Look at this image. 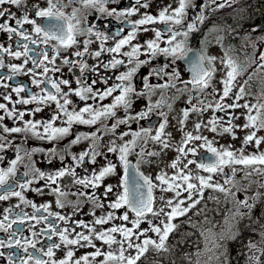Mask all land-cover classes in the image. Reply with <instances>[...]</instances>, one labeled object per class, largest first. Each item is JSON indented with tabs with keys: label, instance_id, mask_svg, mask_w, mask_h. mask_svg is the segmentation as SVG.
<instances>
[{
	"label": "snow or ice",
	"instance_id": "obj_1",
	"mask_svg": "<svg viewBox=\"0 0 264 264\" xmlns=\"http://www.w3.org/2000/svg\"><path fill=\"white\" fill-rule=\"evenodd\" d=\"M77 0H46V6H41L38 2H34L31 6H28V0H0V32L8 34L7 38L12 40L13 37L18 38L16 41V47L21 50L13 51L11 46L5 47L4 44H0V69L7 67L10 71V75H0V88L8 89L9 84L4 83L5 80H12L14 76L23 74L31 75V84L37 88H40V93H32L28 91L25 85L20 84L11 88V92L15 93L18 99L13 101V97L10 93L5 94L0 92V97L5 101H9L13 104L9 109L5 103H0V110L3 111V115H0V152H5L7 149L13 147V140L9 139L13 134L25 133V140L28 138V134L32 137L41 140H59L69 135L70 129L73 124L84 125H96L102 123L103 120L114 119L115 122L111 124L109 128L107 125H103L105 133H116L117 129L121 125H129L130 122H139L149 117L150 113L154 110L160 109L162 105L171 110L172 104L167 103L164 100L163 92L169 89H175L178 95H183L185 92L196 91L197 93H204L207 89L212 88L210 95L214 97L213 101L205 103L199 96H188L187 104L189 107L181 109L180 119L178 124L180 125V131L183 133L180 142L175 146V152L177 153L175 159L166 167L176 170L171 176L167 172L161 170L159 174L155 176V180L159 181V184L153 182V178L140 172L139 166L143 163L151 164V159L145 160V157L155 158L161 156L164 150L173 148L170 143L172 139L171 133H165V129L169 124L168 114L164 111L158 112V115L162 118V122L159 123L158 128L153 135V129L151 127H141L136 131H125L120 133L118 139L124 141L117 145L116 140H111L107 147L108 153H119V161L123 166V176L120 178L119 186L122 191L105 205L101 197L96 195V190L101 186L104 187L102 193L103 198H107L114 192V188L111 184H104L106 178L116 174L117 165L114 163H107L99 168L98 171L92 172L90 176L80 177L77 175L76 168L80 167L86 162V157L90 159L92 164L96 163L97 157L102 155L97 150L96 141L101 140L102 137L98 136L96 132L88 134L77 135L75 139L70 142V145L78 144L81 140L91 139L93 143L89 146V150L82 151L79 156L72 155V160L75 162L76 167L61 168L54 174H48L40 171L35 166H32V171L35 173L33 179L25 180L23 182H17L15 187L21 190L29 189V186L37 178L47 181V187L50 189V194L54 196L55 206L59 209H64L70 206L72 213L70 215H62L60 212L50 211L52 203H45L37 205L36 203L28 200L23 191H16L15 187L9 183L11 177L16 174L17 164L24 159L25 156L31 160L33 153L43 152L44 149L32 148L24 151V156L21 153V147L15 146V158L10 161V166L7 168H0V201H7L11 197H16L19 201L30 206L34 211L29 214L27 212L13 213L12 207H6L3 209V216L0 218V231L8 233V239L0 238V249L9 248L15 249L7 255L8 264H138L142 260H148V264H161L159 259L149 260V253H155L157 257L162 252L169 251L166 246V241L169 234L173 232L178 226L173 224L172 221L175 218L185 216L191 209L195 208L200 203L199 199L193 200V194L198 193L203 197L204 189H213L223 193L226 198L231 197L232 202L235 205V211L231 217L230 227L220 234L213 241V248L220 249L224 247V241L234 240L239 232L238 224L240 220L244 218L251 219V212L256 207L255 203H250L249 200H264V192L257 191L255 196L244 198H238L237 193H247L252 186V176L256 173L260 176H264V152L258 151L260 145L264 143V137L257 136V132L264 130V103L249 104L245 102L240 104L246 93L245 85L248 84V80L252 77L249 76L248 80H245L243 84L238 86V91L234 92L233 88L237 87L234 83L238 77L243 76L247 71V67L251 66V63H256L255 59L251 60V63L244 68H241L230 56L227 51L224 54V58L221 59V63L229 69L226 73V77L220 81L222 84V94L219 99H215L217 89L212 86V78L216 71L214 61L216 57H206L203 53L197 55V59L194 62H189V70L192 73V79L184 82L183 88H178L174 81H180V73L173 68L169 73L165 71L170 65L165 64L160 69L152 68L149 72V76H156L160 79L167 77L164 83L150 84L148 77L144 78L145 92H138L132 84L133 76L141 68V66L149 63L148 60H140V45H132L131 51L121 53V49L125 45H130L131 42L136 39L137 30L140 26L155 24L157 22L166 25L164 31L170 33L167 44L169 47L161 48L158 41L162 37L161 31H155V39L146 41V50L152 57L162 54L165 57H173L172 63H175L176 59L186 58V52L191 49L185 48V41L189 37V34L195 31L196 26L194 23L187 24V31L181 32L180 30H173V25H182L187 15L186 9L196 7L194 0H177L178 6L173 8L172 4L163 5L158 15H151L145 11L141 18L133 22L132 31L120 39L115 47L105 48L104 41L109 37L105 36L99 31H94V26L88 27L86 30L80 27L82 21L78 17L80 8L73 7L70 14H66L63 8H67L75 4ZM237 0H222L217 4V0H203V7L207 8L210 5H216L217 8L223 9L224 7H231ZM79 3L83 8L95 9L101 14H105L109 17L115 16L117 19L120 17H130L136 15L141 9L147 10L150 7V0H134V4L123 10H117L116 8L109 9L107 4L119 3V0H79ZM14 6L19 12L10 11V7ZM21 9H23L21 11ZM215 11V9H213ZM37 18L47 21L46 24L41 25L37 22ZM196 20L203 23L205 17L203 12L196 16ZM16 26H12V23ZM25 25L31 26V34L25 29ZM143 31H149L148 28H143ZM255 31V29H253ZM119 35V32H117ZM80 36H95L100 40V50L90 52L89 45L93 43L91 39H84L82 44V50H76L72 53V56L82 58L85 54H89L93 59L99 60L103 52L117 53L125 57H128V63L131 64L135 61V66L128 68L127 71L120 72L115 77L117 83L106 87L103 91L94 90V84L98 81L93 80L92 84H87L82 79L86 71L97 72L99 66H89L86 61L74 60L68 56H62V52H66L68 49L78 45ZM178 36H183V40L177 41ZM23 41V43H21ZM36 47H30L29 45ZM40 45H44V48H40ZM51 46L52 55H49L47 50L48 46ZM7 53L9 57H13L19 60L21 56L25 57L22 64H8L5 65L3 54ZM31 53V55H30ZM60 58L62 65L68 66V71L73 72L74 69L79 68L80 76L76 78L75 83L78 87L73 88L71 81L68 79H52L49 73L60 72L61 68L56 67V61ZM261 62L257 71L264 69V52H261L259 57ZM207 61V63H205ZM29 62L33 67L24 70V66ZM48 65L53 67L49 68ZM103 69H117L118 66H126L125 61L117 59L113 56L109 62L101 63ZM37 69H40L37 72ZM107 84V80H104ZM188 84L192 85V88H188ZM43 85V87H41ZM50 85V88H49ZM63 86V87H62ZM67 87V91L64 88ZM51 89V90H50ZM162 90L161 99L152 103L151 96L156 90ZM54 90V91H52ZM28 91V95L21 97L22 92ZM115 94V95H114ZM74 95L78 97L80 101H84L85 105L69 110V106L73 104L72 99L69 97ZM264 96V92L261 93ZM111 97V102L107 104H100L94 106L88 104L87 101H100L103 102L107 98ZM135 97V99H134ZM147 98V104L141 110L131 113L136 100ZM178 98V97H177ZM196 103H193V100ZM227 100H232V103H225ZM62 101V102H61ZM37 104V105H49L54 104L56 113L50 117L47 121H35L25 120V116L29 113L35 114L42 111L41 107L37 106L34 109L27 111H19L15 105L23 104ZM243 108L246 110L245 123L243 125H234L232 119H239L234 113L229 118L227 126L223 124V117L212 116L211 119L205 124L203 121L194 123L192 131L184 132V126L186 125L191 113L202 115L209 109L216 112H224L228 115L227 109ZM122 109L125 113L124 117H118V110ZM255 109L256 114L252 112ZM65 117L64 124L67 126H55V122ZM8 118L12 119L14 123L16 121H23V126L8 127L3 124V121ZM205 128L211 133H216L219 136L228 134L232 139H236L235 129H254L249 131L244 136L242 146L239 149H232L231 145L216 147L214 146V140H209L207 136L201 134V129ZM42 129V131H40ZM100 131V129H97ZM131 136L130 140L125 141V137ZM143 138V146L140 147V151L137 155L140 159L136 165H131L128 160V156L137 147L138 141ZM197 145L196 142H201ZM151 144L159 145L160 150H147V146ZM193 145V146H189ZM252 145L256 152L245 155V148ZM199 149H206L204 159L198 161L194 159H188L189 155L197 156ZM67 151V149H66ZM49 153L55 155L56 150L50 149ZM4 158L0 156V161ZM63 161L64 157H60ZM190 165H195L199 170L208 173L207 176L196 175L193 176L189 170ZM228 172H225V169ZM187 170V171H186ZM223 175L224 181L221 183H213L214 175ZM29 173L24 172V176L27 177ZM71 178V186L75 188V191H71L67 186L61 187L59 181L64 177ZM239 177V179H237ZM195 180L198 183H193ZM52 185H57L52 187ZM227 186V187H226ZM159 187L163 193H174L175 197H180L181 190L188 193L187 199L192 201L187 207H183L184 200H177L174 203V198L165 199L164 196L160 197L162 206L159 210L154 208L155 198L153 196V190ZM259 187L264 189V183H260ZM91 189L89 193L85 191ZM39 194H43L40 189H32ZM69 196H74L77 199L75 201L69 200ZM81 197L84 198L81 201ZM81 203H91L93 211L90 213L94 219L91 223L77 220L75 221V227L69 229V227L60 228L57 221H63L68 224L69 220L77 212L82 211L80 208ZM16 208L20 207V204L15 205ZM111 209L118 210L121 208H127V211L119 217L121 221L128 222L131 227L125 224H114L107 229H97V225L103 226L109 224L110 221L117 219L114 211H107L105 215L97 216V209ZM170 208V212H166L165 209ZM47 213V215H44ZM129 213L134 215V219L129 218ZM15 215L14 219H10V216ZM149 215L155 218H159L161 215L167 217V223L163 220L159 225L153 224L151 219H148ZM28 221L34 223L27 224L28 231L31 232V238L25 237L23 232L25 230V224ZM147 223L148 228L141 229L142 223ZM227 222V221H226ZM17 225L15 230L10 231L13 225ZM37 225H44L36 230ZM76 228L86 229L87 232L76 231ZM148 232L156 233L158 241L147 235ZM74 233V235H73ZM117 236L120 239H117ZM39 237L46 238L50 243H42ZM53 237H58L59 242H55ZM135 237L134 242L133 238ZM143 237V239H141ZM95 241H100L103 245H107V251L102 250L97 246ZM41 244V247H37ZM113 245H119L118 254L111 250ZM126 245V246H125ZM248 260L247 264H264L261 260V256H264V232L261 233V241L259 244L249 241L247 244ZM77 248H92L94 251L85 253L79 257H76ZM31 249V251H30ZM63 250L64 256L62 259H56V251ZM211 250V249H210ZM128 253L127 255L125 253ZM20 253H23L21 255ZM259 253V255H257ZM5 253L0 251V257H4ZM43 257H47L44 259ZM102 257V259H100ZM223 257V260H221ZM216 260L219 264H229L227 252L223 251L220 255L216 256Z\"/></svg>",
	"mask_w": 264,
	"mask_h": 264
},
{
	"label": "flooded vegetation",
	"instance_id": "obj_2",
	"mask_svg": "<svg viewBox=\"0 0 264 264\" xmlns=\"http://www.w3.org/2000/svg\"><path fill=\"white\" fill-rule=\"evenodd\" d=\"M37 2V0H28V6L30 7L32 3ZM41 6H46V0H38ZM66 2V0H65ZM222 2V0H217V4ZM171 3L173 8L178 6L177 0H150V7L145 10L141 9L139 13L130 17H120L117 19L115 16H107L105 14H101L95 9H85L77 2L67 8H63V11L66 14H70L73 7L80 8V12L78 13V17L81 19L82 23L80 27L82 29H87L90 26H94V31H99L103 33L105 36L109 37L107 40L104 41V47L110 48L115 47V44L120 40L127 36L133 27V22L140 19L142 14L147 11L151 15H158L159 9L166 4ZM134 4V0H119V3H109L107 7L109 9L116 8L117 10H123L130 5ZM194 4L196 7H191L186 9L187 15L183 21L182 25H173V30H180L181 32L187 31V24L194 23L196 26L195 31L189 34V37L185 41V48L191 49V51L186 52V58L183 59H176L175 63H172L173 57H165L162 54H158L155 57H152L151 54L146 50V41L155 39V31H161L162 37L158 43L160 44L161 48L169 47L167 44V40L169 39L170 33L164 31L166 25L160 22L150 25H143L137 30L136 39H134L130 45H125L124 48L121 49V53L126 51H131L132 45H140V60H148L149 63L146 65L141 66V68L137 71V73L133 76L132 84L137 89L138 92H145L144 89V78L148 77V82L150 84H158L164 83L167 80V77L164 79H160L156 76H149V72L152 68L160 69L165 64L170 65L165 71L171 72L173 68H175L180 73V81H174L177 84L178 88H183L184 82L190 81L192 79V73L189 70V62H194L197 59V55L203 53L206 57L213 56L216 57L214 61V67L216 69L213 78H212V86L213 88L217 89V93L215 95V99L218 100L220 94H222V84L220 81L226 77V73L229 69H227L222 63L221 59L224 58V54L227 51L228 56H230L237 64L241 66V68L247 67L252 59L256 60V63H251L250 67H247V71L244 72L243 76L237 78L234 82L237 87L233 88V91H238V86L243 84L245 80H248V77L251 76L252 79L248 80V84L245 85V91L248 93L244 96V98L239 101L240 104L248 102L249 104H257V103H264V96L261 95L264 92V69H260L257 71L259 64L261 63L258 59L261 52H264V20L260 18H251V12L258 7H264V0H237L236 3H233L231 7H224L223 9L217 8L216 5H210L207 8H204L203 0H194ZM10 7V11L17 12V9L14 6ZM215 9V11H213ZM219 9V10H218ZM23 9H21L22 11ZM203 12L205 20L203 23H200L196 20V16ZM19 15V12H17ZM37 22L41 25L47 23V21L37 18ZM12 26H16L14 22H11ZM148 28L149 31L145 32L142 29ZM25 29L31 34V26L25 25ZM255 29V31H253ZM119 32V35H117ZM8 34L0 32V44H4L5 47L11 46L13 51L21 50L16 47V41L18 38L13 37L12 40L7 38ZM84 39H91L93 43L89 45L90 52H94L100 50V40H98L95 36H80L78 40L80 43L66 52H62V56H68L74 60H83L88 63L91 67L93 65H98L97 72L86 71L82 79L86 81L87 84H92L93 80L98 81V83L92 85L94 90L103 91L106 87L111 86L118 81L115 80V77L119 75L120 72L127 71L128 68L135 66V61L133 63H128V57H125L121 54L117 53H108L103 52L102 56L99 60L93 59L91 55L85 54L84 57L78 58L72 56V53L76 50H82L83 47V40ZM183 36H178L177 41L183 40ZM23 43V41H21ZM30 47H36L33 45H29ZM40 48H44V45H40ZM47 50L49 51V55L51 56L52 50L51 46L49 45ZM31 55V53H30ZM5 65L8 64H22L25 57L21 56L19 60H16L13 57H9L7 53L3 54ZM115 56L117 59H122L125 61L126 66H118L117 69H103L101 63H107L110 59ZM207 63V61H205ZM49 68L53 67L52 65H48ZM33 67L31 62L28 65L24 66V70L26 71L27 68ZM56 67H60L61 71L56 73H49V76L52 79H68L71 81V86L73 88L78 87L75 83L77 77L80 76L79 68L73 70V72L68 71V66L62 65V61L60 58L56 61ZM40 69H37L39 72ZM10 71L7 67L0 69V75H10ZM107 80V84L104 83V80ZM32 77L31 75H23L19 74L14 76L12 80H5L4 83L9 84L8 89L0 88V92L5 94L10 93L13 97V101L18 99L19 97L16 96L15 93L11 92V88L17 85L23 84L25 85L26 89L32 93H40V88L35 87L31 84ZM43 87V85H41ZM63 87V86H62ZM50 88V85H49ZM188 88H192L191 84H188ZM51 90V89H50ZM67 91V87L64 88ZM28 91L22 92L20 94L21 97H25L28 95ZM54 91V90H52ZM161 92L162 90L157 89L156 92L151 96L152 103L161 99ZM212 92V88L207 89L204 93H197L196 91L185 92L183 95H178L175 89H169L163 92L164 100L167 103L172 104L171 110H169L166 105H162L160 109H156L153 113L149 114V117L145 120L139 122H130L129 125H121L115 134L108 132L105 133L103 130L102 124L107 125L109 128L111 124L115 122L114 119H107L103 120L102 123H98L96 125H84V124H73L69 135L63 137L59 140H41L35 137H32L28 134L27 140H25V133H18L13 134L9 139L13 140V147L7 149L5 152H0V156H3V160L0 161V168H7L10 166V161L15 158V146L19 145L21 147V155L24 156L25 150H30L32 148L37 149H44L43 152H35L33 153L31 160L27 156L24 157L22 161H20L16 166V174L15 176L11 177L9 183L15 187L17 182H23L25 180L33 179L35 173L32 171V166L34 165L35 168H38L40 171H43L48 174H54L56 171L60 170L61 168L66 167H76L75 162L72 160V155L79 156L82 151L89 150V146L93 143L91 139L81 140L80 143L70 145V142L75 139L77 135L81 134H88L90 135L93 132H96L98 136H101L102 139L96 141L97 150L102 153V155L97 157L96 163L92 164L90 159L86 157V162L81 165L80 167L76 168L77 175L80 177L90 176L92 172L98 171L100 167L106 165L107 163L111 162L117 165L116 174L110 176L105 179L104 184H111L114 188V192L110 194L109 197L103 198L102 193L104 192V187L101 186L99 189L96 190V195L101 197L105 205L110 201L114 200L115 197L122 191V188L119 186L120 178L123 176V166L120 164L119 161V153H108L107 147L110 144L111 140H116L117 145L123 143L118 139L120 133L125 131H136L139 130L141 127H151L153 129L152 134H155L156 128L160 122H162V118L158 115V112L164 111L168 114L169 124L165 129V133H171L172 139L170 143L173 145V148L164 150V152L159 157L149 158L145 157V160L151 159L153 162L149 163H141L139 166L140 172L144 173V175L150 176L153 178V182L155 184H159V181H156L154 178L157 174L160 173L161 170L167 172L169 176L173 175L176 170L166 167L167 164L171 163L173 159H175L177 153L175 152V146L180 142V139L183 133L179 130L180 125L178 124V120L180 119L181 109L189 107L187 104L188 96H199L200 99H203L205 103L209 101H213L214 97L210 95ZM43 95V93H40ZM115 95V94H114ZM178 97V98H177ZM72 99L73 104L69 106V110L72 108H76L78 110L79 107H83L85 105L84 101H80L78 97L74 95L69 97ZM135 99V97H134ZM62 102V101H61ZM111 102V97L107 98L103 102L100 101H87L88 104H93L94 106H99L100 104H107ZM232 100H227L225 103H232ZM0 103H5L8 105L9 109L12 108L13 104L9 101L3 100L0 97ZM193 103H196V100H193ZM147 104V98H143L140 100H136L133 109L131 110L132 114L144 108ZM41 107L42 111L35 113L34 115L29 113L25 116V120H35V121H47L50 119L52 115L56 113V108L54 104L49 105H37L35 103L29 105L17 104L15 107L19 111H27L34 109L35 107ZM228 115H225L224 112H216L213 113L211 109L207 112H204L202 115H198L196 113H191L189 119L184 126V132L192 131L193 134H196L193 129L194 123L198 121H203L205 124L209 119L212 118L213 115L217 117H223V124L227 126L229 118H231L232 114L234 113L236 116H239V119H232V123L234 125H243L245 123V115L246 110L243 108L237 109H227ZM3 111L0 110V115H3ZM253 115L256 114L255 109L252 112ZM118 117H124L125 113L122 109L118 110L117 112ZM66 118L61 116L55 122V126H67L64 124V120ZM8 127L13 126H23V121H14L12 119L6 118L3 121ZM100 129V131H97ZM254 129H242L236 128L235 135L236 139H232L230 135L225 134L223 136H219L216 133H211L207 129L202 128L201 134L207 136L209 140H214V146L221 147V146H228L231 145L232 149H239L242 146V141L245 135L248 134L249 131H253ZM42 131V129H40ZM257 136L264 137V130H260L257 132ZM131 136L125 137V141L130 140ZM197 145L201 142H196ZM143 146V138L138 141L137 147L134 151L128 156L129 163L131 165H136L137 161L140 157L137 153L140 151V147ZM193 146V145H189ZM50 149H55V155H51L49 153ZM67 149V151H66ZM147 150H160L159 145L151 144L147 146ZM252 145H249L245 148L244 152L245 155L252 154L256 152ZM260 152H264V143L260 145L259 150ZM206 153V149H199L197 156L189 155L188 159L194 160H202L204 159V155ZM64 157L63 161H61L60 157ZM189 170L192 172L193 176L202 175L207 176L208 173L203 172L195 167V165H190ZM28 172L29 175L27 177L24 176V172ZM187 171V170H186ZM229 170L226 168L225 172ZM224 176L217 174L213 176V183H221L223 184ZM239 179V177H237ZM252 183L251 188L249 191L245 193H237L238 198H244L245 195L248 197L255 196L257 191L264 192V189L259 187L260 183H264V176H260L256 173H253L252 176ZM193 183H198L197 181L193 180ZM59 185L63 188L67 186L71 191H75V188L71 186V178L64 177L59 182ZM46 180L36 179L34 182L29 186L27 190H21L18 187H15L16 191H23L25 197L36 203L37 205L45 204V203H52V208L50 211L53 212H60L62 215H70L72 213V208L70 206L65 207L64 209H59L55 206L54 203V196L50 194V189L46 186ZM57 185H52V187H56ZM227 187V186H226ZM32 189H40L43 194H39ZM89 193L92 191L91 189H87ZM2 192V190H0ZM153 196L155 198L154 208L159 210L162 206V202L160 201V197L164 196L165 199L174 198V203L177 200H184L185 204L183 207H187L192 201L187 199L188 193L181 190L180 197H175L174 193L168 192L163 193L160 191V188L157 187L153 190ZM69 200L75 201L77 198L74 196H69ZM81 201L84 200L83 197L80 198ZM193 200L199 199L200 203L196 205L195 208L191 209L185 216L175 218L172 223L177 225L178 227L173 230L172 233L169 234V237L166 241V246L168 247L169 251L162 252L159 257L155 255V253L150 252L148 259L151 260L153 258L159 259L161 264H168L167 259L168 255H172L173 253H182L186 255V259L188 264H219L216 260V256L220 255L221 252L226 251L228 256L229 264L231 263V256L233 251L230 248V245L233 242H237L239 246L236 248V254L243 256V261L245 263L239 262V264H247L248 260V249L247 244L249 241L253 243L259 244L261 241V233L264 232V200H249L250 203H255L256 207L251 212V219L244 218L240 220L238 224L239 232L237 234L236 239L224 241V247L220 249L213 248V241L227 228L230 227L231 224V217L235 211V205L232 202L231 197L226 198L223 193L218 191H214L213 189H204L203 197L201 198L198 193L193 194ZM20 204L19 208H16L15 205ZM6 207H12L13 213H21L27 212L31 214L34 210L28 206L22 204L18 198L11 197L7 201H0V218L3 216V209ZM80 208L82 211L73 215L69 220L68 224H65L63 221H57L56 223L60 228L75 227V221H85L91 223L94 219L90 213L93 211L91 203H81ZM107 211H114L115 216L117 219L110 221L109 224L100 226L97 225V229H107L114 224H125L128 227H131V224L128 222L121 221L119 219L120 216L123 215L127 208H121L118 210H111V209H97L96 215L102 216L105 215ZM166 212H170V208L165 209ZM47 215V213H44ZM15 215L10 216V219H14ZM129 218L134 219V215L129 213ZM148 219L153 221V224L159 225L163 228V225L160 224V221L163 220L167 223V217L161 215L158 219L149 215ZM227 221V222H226ZM34 223L32 221H28L25 224V230L23 235L25 237L31 238V232L27 229V224ZM44 225H37L36 230L38 231L39 228L43 227ZM149 225L145 222L141 224V229L148 228ZM17 225H13V228L10 231L15 230ZM76 231L87 232L86 229L83 228H76ZM74 235V233H73ZM148 236L158 241V236L156 233L148 232ZM206 237L211 238V241H206ZM0 238L7 240L8 233H4L0 231ZM42 243L47 244L50 243L44 237H39ZM117 239H120L117 236ZM143 239V237L141 238ZM55 242H59L58 237H53ZM134 242L135 237L133 238ZM175 240H178V245H175ZM98 247L102 250L107 251L108 246L103 245L100 241H95ZM126 246V245H125ZM37 247H41V244H38ZM119 245H113L111 250L117 252L118 254ZM211 249V250H210ZM0 251L5 253L4 257H0V264H8L7 262V255L12 252L16 251L15 249L3 248ZM31 251V249H30ZM56 251V259H62L64 256L63 250H55ZM94 249L92 248H77L76 250V257H79L85 253L92 252ZM204 251L203 254L200 252ZM23 255V253H20ZM128 254L127 252L125 253ZM259 255V253H257ZM47 259V257H43ZM102 259V257L100 258ZM223 260V257H221ZM261 260L264 261V256H261ZM174 261L171 259V263ZM138 264H148V260H142L138 262Z\"/></svg>",
	"mask_w": 264,
	"mask_h": 264
},
{
	"label": "trees",
	"instance_id": "obj_3",
	"mask_svg": "<svg viewBox=\"0 0 264 264\" xmlns=\"http://www.w3.org/2000/svg\"><path fill=\"white\" fill-rule=\"evenodd\" d=\"M251 18H260L262 20H264V7H258L255 8L254 11L251 12ZM179 241L175 240L174 244L178 245ZM238 243L237 242H233L230 245L231 250L233 251V254L231 256V263L232 264H239V262L243 261V256L236 254V248H237ZM171 259L174 261L173 263H171ZM168 264H188V261L185 258V255L182 253H173L172 255H168V259H167Z\"/></svg>",
	"mask_w": 264,
	"mask_h": 264
},
{
	"label": "rangeland",
	"instance_id": "obj_4",
	"mask_svg": "<svg viewBox=\"0 0 264 264\" xmlns=\"http://www.w3.org/2000/svg\"><path fill=\"white\" fill-rule=\"evenodd\" d=\"M210 239H211V238L206 237V241H207V242H208V241H211ZM203 252H204V251H201L200 253L203 254Z\"/></svg>",
	"mask_w": 264,
	"mask_h": 264
},
{
	"label": "bare ground",
	"instance_id": "obj_5",
	"mask_svg": "<svg viewBox=\"0 0 264 264\" xmlns=\"http://www.w3.org/2000/svg\"><path fill=\"white\" fill-rule=\"evenodd\" d=\"M219 10V9H218Z\"/></svg>",
	"mask_w": 264,
	"mask_h": 264
}]
</instances>
